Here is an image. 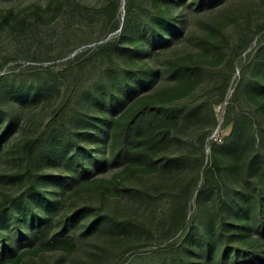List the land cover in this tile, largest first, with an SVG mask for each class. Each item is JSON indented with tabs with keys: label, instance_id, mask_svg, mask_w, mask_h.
I'll return each instance as SVG.
<instances>
[{
	"label": "rangeland",
	"instance_id": "obj_1",
	"mask_svg": "<svg viewBox=\"0 0 264 264\" xmlns=\"http://www.w3.org/2000/svg\"><path fill=\"white\" fill-rule=\"evenodd\" d=\"M108 1L0 0V204L6 200L3 206L7 235L0 236V246L5 239L9 250L18 235L26 233L31 220L38 222L44 216L52 217L58 225L71 218L73 222L67 233L74 236L76 243L71 251L31 248L6 264H158L161 259L167 260L159 255V250L166 248L177 235L168 232L172 194L185 184L192 189L187 216L192 222H197L200 215L211 219L209 224L203 220V224L187 228L182 239L184 253L195 264L197 257L204 254L203 232L212 234L209 240H214V249L225 241L218 233L222 222L216 211L222 213L223 224L228 229L225 214L232 215V211L228 212L232 210L229 205L234 206L241 197L244 163L264 164V140L249 148L233 173L225 165L229 156L223 149L213 153L205 146L202 163L196 162L200 155V151L193 150L196 135L208 128L212 113L217 122L207 139L213 145L226 141L230 124H224L225 107L239 75L236 68L226 97L217 103L216 76L206 71L201 84L186 98L194 97L193 103L201 105V111L209 110V114L183 118L173 132L172 143L155 154L159 162L154 169L130 172L108 163L104 171H97L96 181L85 186L70 185L60 193L61 182L70 172L68 165L73 167L80 159L95 153L92 135L99 114L93 93L116 67L111 57L103 53L93 54L90 60L72 68L64 60L80 49L95 46L104 37V21L112 13ZM123 3L121 0L115 13L120 17ZM167 3V9L176 17L175 26L168 28L165 39L150 46L143 56L133 51L130 38L134 21L151 17L150 0H134L131 23H121L118 28L122 36L117 53L120 56L115 61L125 66L124 61L132 64L143 58L154 68L148 90L174 85L167 70L171 58H203V65L210 70L222 66L223 61L220 62L215 51L202 56L205 50L200 36L211 35L223 46L221 55L225 58L241 39L254 35L257 26L264 24V0H170ZM208 24L216 25L218 30L211 34ZM124 82L119 75L108 88L113 92ZM206 99L208 102H203ZM235 110H239V105ZM71 115H76L77 121ZM51 118L60 132L54 131L57 135L50 137L42 154L39 170L46 176L38 181L40 191L29 198L32 215L24 203L17 205L12 199L29 184L23 145L39 137ZM215 157L225 163L220 175L213 169ZM208 167L213 171L209 180L218 184L222 198L215 195V188H208L197 201L196 193L205 186L204 169ZM225 183L231 187L227 188ZM126 219L132 223H126ZM234 238L243 240L238 233ZM234 238L229 237L230 245L235 244ZM259 239L264 248V232L259 234ZM260 264H264V259Z\"/></svg>",
	"mask_w": 264,
	"mask_h": 264
},
{
	"label": "trees",
	"instance_id": "obj_2",
	"mask_svg": "<svg viewBox=\"0 0 264 264\" xmlns=\"http://www.w3.org/2000/svg\"><path fill=\"white\" fill-rule=\"evenodd\" d=\"M167 1L170 0H162V3H159V0H150L153 9L151 17L148 20L134 21L130 38L134 52H140L143 56L150 46L165 39L168 28L175 26L176 17L167 9ZM133 3L134 0H124L123 15L120 17L115 13L121 0H109L108 7L112 13L104 21L102 31L104 37L95 46L80 49L72 57L64 60L66 66L72 68L90 60L93 54L103 53L111 57L109 59L113 60L111 62L116 67L111 75L102 79L100 87L93 93L99 114L95 134L92 135L93 141L96 142L95 153L86 159H80L73 167L68 165L70 172L61 182L60 193H63L70 185L78 183L85 186L96 181L97 171L100 169L104 171L108 163L130 172L154 169L159 162L155 154L165 150L172 143L173 132L181 120L209 114V110L201 111L202 106L193 103L194 97L186 98V95H192L193 88L201 84L206 71L216 76L218 98L215 101L217 103L222 102L226 97L231 75L236 68H239V75L229 103L225 107L224 124H230L226 141L217 145L210 144L208 141L207 136L217 122L212 113L210 125L197 133L196 144L193 146V150L200 151V155L196 158L198 165L203 161L205 146H209L213 153L215 150L223 149L227 151L229 160L225 164L215 157L213 169L220 175L222 165L225 164L233 173L241 157L248 152L249 148H253L256 142L262 143L264 140V24L257 26L254 35H246L244 39H241L225 58L221 55L223 46L215 42L211 35L200 36L199 41L203 43L205 50L202 56L213 50L220 55L218 59L220 62L223 61L222 66L217 70H210L203 65V58H171L168 61L167 70L174 85L148 90L154 68L143 58L132 64L124 61L125 66L115 61L119 59L116 56H120L117 53H119L118 44L122 36L118 28L121 23H131L129 21ZM208 27L211 34L214 30H218L214 24H208ZM253 41H255L254 45ZM119 75L125 82L122 87L112 92L108 84L111 82L113 84L114 79L116 80ZM0 78H2L1 75ZM206 101L207 99L203 102ZM203 102L200 103L203 104ZM208 104L211 109L212 103ZM236 105H239V110H235ZM253 108L256 112L252 110ZM75 120L77 121V116ZM54 121L53 118L48 120L42 134L23 145L24 169L29 184L12 200L14 203L17 202V205L24 203L32 215L34 211L29 198L40 191L38 181L46 176L39 170L42 154L51 141L50 137L53 139L60 132L55 129ZM64 126L63 123L62 127ZM244 167L240 188L241 197L235 200L234 206L229 205L232 206L230 208L232 210L228 212L232 211V215L225 214L228 229H225L223 224L225 222L222 213L216 211V215L220 216L222 222L218 233L224 237V243L214 249V240H209L212 234L203 232L202 235L206 239L204 254L202 257H197L195 264H260V261L264 259V248L260 245L259 239V234L264 232V164L249 161L244 163ZM204 170L205 186L196 193L197 201L208 188H215V195L222 198L218 184H213L209 180V176L213 175L212 167ZM225 186L228 188L229 185L225 183ZM191 192V185L185 184L172 194L173 200L169 212L171 222L168 232L177 235L166 244V248L159 250V255L166 257L167 260L161 259L158 264H193L183 251L182 239L187 233V228L197 223H204L205 220L209 224L211 219L200 215L197 222H192L187 216L188 198ZM45 203L50 205V202ZM5 204L6 200L0 204V236L7 237L4 231L6 211L3 205ZM70 222H73L71 218L58 225L50 216H44L38 222H35V219L31 220V226L26 233L19 234L9 250H7L8 245L5 239L3 240L0 246V264L17 260L22 252L31 248L71 251L76 243L74 236L67 233ZM126 223H132V220L126 219ZM236 233L243 239L242 241L234 238ZM230 236H233L235 240L233 245L229 244Z\"/></svg>",
	"mask_w": 264,
	"mask_h": 264
}]
</instances>
